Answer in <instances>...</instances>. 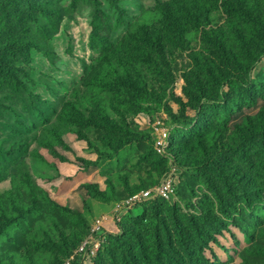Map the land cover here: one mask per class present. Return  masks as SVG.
<instances>
[{"label":"rangeland","instance_id":"rangeland-1","mask_svg":"<svg viewBox=\"0 0 264 264\" xmlns=\"http://www.w3.org/2000/svg\"><path fill=\"white\" fill-rule=\"evenodd\" d=\"M173 1L0 0V55L15 63L0 69V156L16 150L0 195L24 161L51 201L18 197L1 216L0 264H32L26 249L37 264H264V132L243 124L264 117V57L244 61L233 32L264 26V0H248V16L232 0H188L200 21L175 28L158 9ZM233 101L222 138L199 148L200 112L224 127ZM168 180L172 199L127 204Z\"/></svg>","mask_w":264,"mask_h":264},{"label":"trees","instance_id":"trees-1","mask_svg":"<svg viewBox=\"0 0 264 264\" xmlns=\"http://www.w3.org/2000/svg\"><path fill=\"white\" fill-rule=\"evenodd\" d=\"M196 3H199L201 0H194ZM231 6H240L238 12H240L244 16H248L250 14L249 10L244 8L243 6H250L248 0H232L230 1ZM193 5L190 4L188 0H174L173 3L166 2L164 4H161L158 6V9L160 10L163 19L172 25L175 28L176 24H180L181 20L184 17H187L191 20H194L196 22L200 21L198 13L194 10L192 7ZM210 16V15H209ZM94 25H97V17L95 16L94 19ZM93 25V27H94ZM96 31V26H95ZM98 30V28H97ZM233 32L235 33V45L240 46V48H244L246 50L247 55L244 56V61H247L248 58H252L254 63L259 62L264 57V26H258L257 24H240L233 27ZM150 35L152 32L149 33ZM149 37V36H148ZM149 42L151 43L152 49L158 53L159 55L165 54V44L164 39L161 34L154 33L152 36L148 38ZM34 45H31L29 43H26L24 47H27L28 49H32ZM249 46L251 48H249ZM223 52L225 55H228L230 57V54L228 53L227 49H224ZM49 62H53V58L50 59ZM253 63V64H254ZM15 68V63L8 59L7 57H4L0 55V69L6 72L7 74H10L12 69ZM48 72V69L46 73ZM44 75V74H43ZM262 92L264 93V85L262 88ZM189 96H193L192 92L191 94H188ZM255 103V99L253 98L252 104ZM251 104V105H252ZM225 116L227 117L226 122L224 123V127H220L215 129L214 128V122L210 115H206L205 112H200L199 118L194 125V129L190 134L191 139H196L197 143L199 145V148L205 150L210 145H214L218 142L219 139L222 138L224 129L229 127L231 116L234 115V112H239L242 110L241 104H239L237 101H233L231 103L225 104ZM79 115V113H78ZM66 117V116H65ZM76 117V116H75ZM82 117L85 118L84 115ZM261 118H264L262 115H256V116H246L244 118V125H249L250 129H253L254 131L257 129V134L260 132H264V123L259 127L255 126V123L258 122ZM63 119V118H62ZM60 127L54 125L53 131L57 136H59L60 141L61 136L60 134ZM236 130L240 131L241 125H237L235 127ZM174 139V137H173ZM209 141V142H208ZM47 147L53 148L55 146L54 141L49 140L47 142ZM15 149L9 150L7 155L0 156V182L3 181L8 177V163L10 161L15 162ZM15 172V178H14V185L11 190H9L6 195H0V219L1 216H9L10 211L12 208L18 210L19 207V200L17 198L19 197L21 201H26L29 199V197L32 198L34 203L39 207V203L41 200L49 201V195L47 191H45L41 186L37 183V181L33 178L32 174L27 170V166L25 165L24 161L20 162L19 167L17 170L13 171ZM7 196V197H5ZM6 198H8L10 201L7 203ZM28 208V205L26 206ZM51 211V210H50ZM25 215V214H24ZM51 215V214H49ZM47 216L48 220L53 224L54 219L51 216ZM36 217V214L33 215V217ZM29 221L34 220L32 217L28 218ZM17 226H20L18 223ZM37 229L43 230L45 227L40 224L39 222L36 225ZM24 229V227H22ZM12 239L13 241L21 242L19 240V236L15 234ZM23 244V243H22ZM24 245V244H23ZM25 246V245H24ZM26 248V247H25ZM27 250L28 258L30 259L32 264H37L35 257L31 250ZM249 251V249L247 250ZM254 253L264 254V251L262 250L261 246H255L254 247ZM263 251V252H262ZM242 259L244 260L245 264H256L250 260H248L246 257L242 256Z\"/></svg>","mask_w":264,"mask_h":264},{"label":"built area","instance_id":"built-area-1","mask_svg":"<svg viewBox=\"0 0 264 264\" xmlns=\"http://www.w3.org/2000/svg\"><path fill=\"white\" fill-rule=\"evenodd\" d=\"M171 139L172 134L166 130L163 129L158 140L156 141V148L159 153L164 154L167 150V148L171 145ZM175 196V188L171 181H166L162 184L160 188L152 189L146 192H141L134 194L128 201L127 204H137L139 202L153 199L156 197L165 198L167 200L172 199ZM85 246L81 247V250H84Z\"/></svg>","mask_w":264,"mask_h":264}]
</instances>
